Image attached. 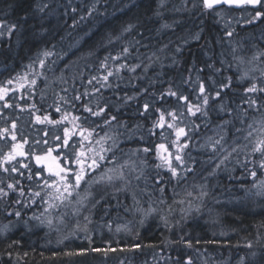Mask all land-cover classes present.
I'll list each match as a JSON object with an SVG mask.
<instances>
[{"label": "bare ground", "instance_id": "1", "mask_svg": "<svg viewBox=\"0 0 264 264\" xmlns=\"http://www.w3.org/2000/svg\"><path fill=\"white\" fill-rule=\"evenodd\" d=\"M45 1L46 3L43 0H32L31 5L34 11L38 13V20L41 24L44 26L51 24L54 27L53 38L49 35L47 40H44V37L32 34L25 39V46L14 47V51L13 45L17 42L18 37L13 35L17 32V25L20 24L16 20L17 16L20 15V8L11 5L8 6L6 11L2 8L3 11L0 10V23L4 24V30L8 31L9 25H16L15 30L12 32L13 35L12 33L8 35V32H6L3 34L5 37L0 38V87L9 89L4 99H0V188L8 193L7 196L0 197V225L5 220H9L16 227L8 235H0V238L16 235L14 241L29 248L25 254L32 250L33 255L36 256L37 254L38 257L51 254L67 260L68 264H98L101 260L103 262L104 260L121 258L122 260L138 259L142 262L154 259L161 261V264H186L187 260L191 258L192 264L200 263V260L203 259H208V264H224L230 255L231 246L235 249L239 247L238 241L234 240L236 236L243 232L244 226L238 223L236 226L241 227L229 232V224L238 221L240 217V215L235 217L237 206L244 207L247 199L261 196L251 193V190L255 189L254 185L263 176L259 171L257 174H260L261 177L258 178L257 176L253 180L248 174V170L253 167L251 164L247 168L236 165L226 169L222 166L220 179H224L226 182L216 183V186L213 185L212 189L217 196L216 198L206 195L205 202H195L197 212H192L189 207L188 213V204L180 201L177 206L166 207L167 211L170 210V213L164 214L165 209L162 205L166 200L163 197L157 200L155 196L150 198L148 204L141 205L139 209L128 210L125 215L119 206L115 208L113 217H105L100 211L94 210L93 215L95 218L93 220L103 229L104 233L100 237L93 232L91 239H86L82 235L77 237V233H75L77 228L71 223L61 224L58 228L54 227L48 230L37 227L35 223H37L36 220L39 214L44 211L45 203L43 200L33 198L31 195L34 192H39L40 186L36 185L38 181L48 180L46 178L48 171H44L48 165H51L53 170L57 165L76 170V155L83 150L86 156H91L92 153L89 152V148L98 149L100 145L96 144V140L101 137H111V139L106 140L105 147L112 146V140L116 141L117 147L114 148V151L116 150L115 152L119 158L116 161L117 165L127 161L124 171L125 175L131 180L127 188H130L129 186H132V184L141 183L143 169L148 165L152 170L156 168L158 174L169 171L167 167H157V165H162L160 157L169 153L172 157V165L177 168L180 175L185 174L184 169L191 168V165L184 161L186 165L182 170L179 169L177 166L179 162L174 157L177 154L183 156L185 148L177 153V147L183 145L186 140L199 141L200 144L205 146L204 139L201 137L203 129L229 123L228 110L230 105L228 99H224L220 104L215 103L212 107L202 106L196 92L199 87H193L195 89L191 93L188 92L187 95H183L176 90L174 86L178 85L182 88L185 83H188L187 80L181 79L167 84L168 90L162 99L155 98L156 95L154 96L153 99L160 101V105L152 118H149L148 111L145 110L148 116L147 118L144 115L143 119L145 121L140 119L137 122L136 119L134 124L130 125L128 119L132 115L136 117L138 115L137 111H134L123 118L121 122L105 124V120L101 117L92 116L86 112L85 107H91L93 111L98 110V108H105V113L107 111L118 113L127 104L137 101L139 96L144 94L150 87L149 90L153 89L158 80H152V76L151 79L144 78V80H141L142 84L136 82L128 84L120 72L124 71L134 75L144 70L158 71V68L161 67L156 66L157 63L154 61L157 54L156 50L164 46L166 42L161 37V33H175L176 37L179 36L177 31L185 34L184 29L190 28L191 23V20L187 19L188 17L191 18L193 14H195V19L199 21L205 15L207 16L206 11L210 13L215 20L214 23L217 26L219 25L222 31L223 43L230 44L234 42L238 33L234 31L240 27H236L231 32L232 35L229 36L227 30L217 21L220 12L226 11L225 14H228L234 9L227 6L212 10L205 9L202 0H154L155 4L151 2L145 4L147 1L144 2L143 0ZM191 4L192 6H198V9L199 6L204 9L198 12H194V9L185 10L184 7ZM7 5L8 1L0 0V7H6ZM134 7L137 12L135 11L133 18L139 16L138 19L142 21L144 32L142 29L137 28L138 24L135 22L129 21L128 23V20H119ZM248 7L252 8L251 6ZM154 9L157 12L156 16L154 15ZM239 11H244L246 13L245 18H250L255 10L253 8L247 10L245 7H241ZM166 19L175 20L176 24L173 27H170L171 25L167 26L164 31H161L160 23ZM248 24L245 20V24L241 26V32L235 40L237 45L232 53V59L236 68L231 73L227 71L225 74L220 73L219 78L214 82L212 81L215 83L214 85L211 82L203 81L200 84L203 83L205 89H210L216 98H220V95L227 97L232 92L231 90L235 89L232 85L242 86L244 88L243 93H248V98H246L244 104L240 102V105L245 106V112H247L246 110L251 112L252 116L250 115L248 118V121H250L253 116L264 119V92H246V89L252 83L264 88V61L261 60L256 63L247 58L248 45L253 44L258 39H252L250 36ZM129 25H132L131 30L125 31ZM178 26L179 28H177ZM175 27L178 30L173 29ZM251 28L255 27L252 25ZM201 35L202 31H199L197 41L201 38ZM259 40L262 39L259 38ZM124 48H128L127 54L123 53ZM171 48V46H166V50H164L167 51L169 56H171ZM172 49L175 50V48ZM45 51L50 52L51 55L43 56ZM10 52L13 54H9ZM217 53L218 50L212 49L209 44H203L204 56L213 54L208 58L213 60V63L219 67L220 58ZM117 56L120 58L115 59ZM6 58L9 60L8 64L4 63ZM41 59L44 60L43 68L39 65ZM32 61H35L36 65L33 66ZM104 64H107L106 68L103 66ZM121 65H124V67H121ZM137 65L139 66L136 67ZM76 66L78 80H75L71 75ZM91 67L92 69L87 72V69ZM132 67H135V71L130 70ZM166 67L172 68L171 65H165ZM41 69L43 71H40ZM175 70V68H172L171 74ZM108 72H112L113 75L105 81L104 76ZM94 76H97V79H94ZM253 77L255 79H252ZM40 78L46 79V82L39 85ZM49 78L53 79L55 85L50 86L51 92L47 93L45 88L47 89V82L50 81L51 83ZM9 80L12 81L11 84L7 83ZM33 80H35V84L32 83ZM227 81L230 86L223 87L227 84ZM75 82L79 83L78 86H73ZM55 88L62 90L60 94H53L52 90ZM217 91L220 93L218 97L216 96ZM164 92L165 89L160 91L158 96H163ZM169 92H175L176 96L168 95ZM77 96L80 97L79 100L75 99ZM181 96H186L187 101L179 99ZM249 101H254V104L250 106ZM40 102H43V104L41 105ZM210 103L214 102L210 100ZM150 105L153 107L154 103ZM189 105H200L206 115L201 113H197L195 116L191 115L187 111ZM57 108L60 111H57ZM215 108L223 112L214 110ZM171 112H175L178 119L173 121L169 115ZM161 113L165 116V126L163 128L157 124ZM36 117H40V121ZM73 117H80V119L74 121ZM54 121H59V123H54ZM13 124L16 125L15 128L12 127ZM52 124H55V127L50 132L49 138H46L48 135L47 129ZM168 124H173L174 127L169 128L167 127ZM194 125L199 127H194ZM178 127H184L187 132V136H182L179 140L175 135V128ZM5 129L8 131L4 132ZM65 129H68L70 133L66 147L62 143L65 139ZM81 129L95 130L93 136L89 138L91 144L88 141L81 142L82 138L79 135ZM45 131L47 134L44 136ZM145 131L148 133L147 136L144 134ZM12 135H15L16 140L12 139ZM57 137L60 139H57ZM139 140H142V144L140 147L141 152L138 153L142 154L146 161L143 162L144 164H142V161L141 163H130L129 155L137 152V148L125 149L123 147L124 145L136 146ZM18 144L22 147L16 149V151H22L25 155H17L11 162H3V157L13 151V145ZM161 144L165 146L168 153L159 148ZM144 148H148L149 151L147 153L143 152ZM196 148H194V151ZM49 149H52L51 157L38 164L35 157L46 156ZM107 155L111 157V153ZM134 155L136 154L134 153ZM235 156L237 154H233L230 159ZM84 159L87 163L86 157ZM24 165H27V167H24ZM109 166L112 167L113 165L110 164ZM13 167L17 171H12ZM5 168L8 171H5ZM242 171L240 177L236 178V175ZM138 174L140 175L139 180L135 179ZM41 175L45 177L42 178ZM23 181L30 184L25 185ZM169 182H173V180L170 179ZM115 183L117 187L122 185L120 181ZM245 183L249 188L246 191ZM9 184L16 186L15 189H8L7 185ZM105 186L97 185L96 187L100 189ZM110 187L112 188V186ZM127 188L126 190H128ZM21 189L24 195H20ZM235 190L239 191L240 194L245 192V203H243L242 196L236 197ZM95 191L97 192V189ZM109 191L113 194L114 200L120 204L121 199L118 195L120 191L116 192L114 188L108 190L107 193ZM240 200L242 201L239 202ZM33 201L35 202L33 203ZM13 205L14 207H12ZM149 208L150 210H147ZM254 209L259 211L258 207ZM247 211H252V207H248ZM17 212L20 213L19 216L15 214ZM212 214H214L217 226L219 222L220 225L222 223L219 214L226 219H232V222L230 221L226 225L228 232H225L226 229L221 230V226H218L219 232L215 233L216 235L212 234L202 240L193 241L199 234L203 236L209 234L207 230L203 229L209 227V225L198 222L194 217L201 216L204 220L210 222ZM243 215H245V212ZM27 222H30L31 226L34 227L22 226ZM89 223L91 229H93V224ZM148 224H150V229L146 231L147 227L145 226ZM79 225L82 226L81 223ZM121 228L123 230L120 231ZM252 229L255 228L252 227ZM31 240H33V243H29ZM189 241L192 247L187 246ZM249 244L252 247L249 248ZM136 245H139V247L135 248ZM109 246L117 250L109 252L107 255L103 252L92 251L95 248L105 249ZM246 248L247 252L253 255L257 252L259 245L254 246L251 241H248ZM88 251L92 253L87 255L89 258L87 260L85 253ZM81 252L83 254H80ZM61 253L63 255H57ZM67 253L75 254L68 255ZM19 258H21V255H19ZM10 259L14 260L15 258ZM164 259L168 262H164ZM245 259H247L246 255ZM201 264L205 263L202 262Z\"/></svg>", "mask_w": 264, "mask_h": 264}, {"label": "trees", "instance_id": "2", "mask_svg": "<svg viewBox=\"0 0 264 264\" xmlns=\"http://www.w3.org/2000/svg\"><path fill=\"white\" fill-rule=\"evenodd\" d=\"M8 1V5L5 7H0V10H7L8 6H18L20 8V15L17 16L16 20L20 22L19 25H17V32L13 36H17V42L13 45V51L14 47H22L25 46V39L28 38L30 35H40L44 37V40H47V37L50 35L53 38V30L54 27L49 24L48 26H44L39 22L38 13L34 11L33 6L31 5L32 0H4V2ZM146 3L151 2L153 4L154 0H143ZM158 6V5H157ZM2 8V9H1ZM185 10L189 11L191 10V5H188V7H184ZM158 9V8H156ZM156 9H154V15H157ZM203 7L198 6L196 9L194 8V12H198L203 10ZM2 10V11H3ZM135 11L137 12L136 8L134 7L126 16H122L119 18L120 21H127L135 22L138 24V29H142L144 32L143 24L140 19H138L139 16H136V18H133V15L135 14ZM207 13V16L205 15L202 17L199 21L195 19V14L191 18L188 17L187 20H191L190 28H185V34H182L181 31H177L178 37H176L175 33L171 34H162L161 37L164 38L165 42L164 46L160 47L156 50V58L154 59L156 66L159 65L161 68H158V71L156 72H150V71H142L141 73L137 72V74L131 75L130 73H126L124 71H121L122 77L125 79L126 83L132 84L134 82L141 83V80H144V78H149L152 80L157 79L158 83L154 86L153 89L147 90L144 94H141L137 101L129 103L120 110L118 113L114 111H107L104 113L103 116H100L103 120L105 118L110 116H115L116 120H113L111 123L114 122H121L123 118H125L128 114L137 111L138 115L131 116L130 119H128L129 124H134V121L137 119V122H139L140 119L144 120V115L148 118H152L155 115V112L157 111L158 106L160 105V101L153 99L155 98L162 99L166 93H167V84L170 82H173L174 80H181L185 79L188 81V83H185V85L180 88V86L176 85L174 86L176 90L183 94L187 95L188 92H192L193 87L199 86L200 82H211L213 83L215 80L219 78L220 73H224L227 71L228 73H231L236 66H234V62L232 59V53L236 48L235 40L238 37L239 32H241L240 28H238L234 32H238L236 34V39L234 42L227 44L223 43V37H222V31L219 28V25L217 26L214 23V18L211 17L210 13ZM237 13V12H234ZM111 15V14H109ZM115 17V16H114ZM166 17V16H165ZM166 19L164 22L160 23V30H165V25L168 27H173L174 24H176L175 20H168ZM49 22V19H48ZM141 25V26H140ZM252 25L250 26V31H252ZM179 28V26L177 27ZM173 29H176L173 28ZM168 29V30H173ZM178 30V29H176ZM199 31H202L201 38L197 41L198 33ZM253 32V33H252ZM250 33V36L252 39H255L258 36V33L255 31H252ZM222 37V38H221ZM258 42H261L259 44ZM209 44L212 49L218 50L219 54V60H220V66L217 67L213 60H210L208 57H211V54H208L207 56L203 54V44ZM166 46H171L172 52L171 56L167 53ZM213 46V47H212ZM249 51L247 58L250 59L252 62L258 63L259 61H264V40L255 41L253 44L248 45ZM179 49V51H177ZM261 51L263 53L261 54ZM12 52V51H11ZM9 54H13V53ZM11 58V57H10ZM9 60L5 59V64H8ZM165 65H171L172 68H175L176 70L171 74V67H166ZM174 66V67H173ZM77 66L74 68V71L71 73L73 78L75 80H78V72H76ZM92 69H87V72H89ZM221 71V72H219ZM194 80H192V79ZM94 79H97V76H94ZM213 81V82H212ZM229 84V82H226ZM78 82H75L73 86H78ZM142 84V83H141ZM235 89L231 90L232 92L228 94L227 97L221 96L220 98H216L215 94L212 91H208L205 95L208 97V107H212L215 103L220 104L224 101V99H228L229 101V110H228V120L229 123L226 125H220L213 128H207L203 129V137L205 146H209L211 142H214L216 139H219L220 135H224L225 139L222 142L223 144L228 143L231 145L232 142V131L235 127L239 126V123H241L244 119V114L242 113L244 108V104L246 102V98H248V93H243L244 88L240 85H232ZM218 87V86H217ZM165 89V92L163 96H158V93L160 91H163ZM208 90V89H207ZM209 93V94H208ZM197 100V99H196ZM210 100L214 103H210ZM198 101V100H197ZM154 103V106L152 107L150 104ZM149 105L147 108L148 116L145 113L144 105ZM210 109V108H208ZM214 110H219L218 108H215ZM220 112H223L222 110H219ZM224 114V113H223ZM145 121V120H144ZM241 121V122H240ZM191 131V130H190ZM189 131V132H190ZM145 136L148 135L145 131ZM76 137V136H75ZM211 137H215V140H211ZM236 138L234 139V143L236 146L238 145L237 142H235ZM242 140V139H241ZM187 141V140H186ZM184 142V144L186 143ZM245 142V139L242 140V143ZM138 145L129 147L127 145H124L123 148L129 149L136 147L137 150L140 149L142 140L137 141ZM194 141L188 140L187 141V147L185 148V152L183 153V160L188 162L191 166V171H193L194 168L198 169L202 167L204 171L213 173V164L207 159L210 156H203L200 153L194 151ZM108 147H111V145H108ZM191 148V149H190ZM116 151V150H115ZM114 151V152H115ZM129 152V151H126ZM141 152V149L140 151ZM134 153L137 155H134ZM133 155H129L130 163L137 162L142 164L145 163V159L142 157V154L138 152H134ZM112 155V153H111ZM116 161L119 160L116 152ZM144 162V163H143ZM195 163V165L193 164ZM219 171V170H218ZM217 172V171H216ZM215 172V173H216ZM187 173V172H186ZM185 174H182L179 180L175 177L171 176L170 171L161 172V174L157 173V169L154 168L153 170L148 166H146L143 169V175H142V181L140 184H132V186H129L130 188H127L126 191H120L118 193L121 201L120 204L116 202L113 198V194L108 190H111L112 188L108 185L105 187H101L99 189V192L95 191L96 199L98 196H100L101 192L103 191V199L99 204L96 205L97 212H101L103 216L105 217H113L115 208L118 206L121 207L123 214L128 210H133L134 205H137L140 203L141 205H146L149 203L150 198L153 196L157 197V200L162 198L166 200L167 204L169 203L170 199H173V206H177L180 201H186L188 199V193H191L193 195L194 188L192 185H190V177H187ZM243 173V171L236 175V178H239L240 175ZM259 173V171L257 172ZM189 174V172L187 173ZM221 173H217L216 175L209 176L205 175V178H201L200 181H206L209 178H212V180H209V182H206V186L208 187L207 193L208 197H214L215 195L212 187L213 185H216V183H222L225 180L220 179ZM259 174H257L258 176ZM256 176V177H257ZM191 177H193L191 175ZM172 179L173 182H169V180ZM146 180V181H145ZM159 181V182H158ZM26 184H30L27 181H23ZM226 182V181H225ZM153 186V189H152ZM151 187V189H150ZM163 187L164 191L161 193L159 191V188ZM104 188V190H102ZM249 189L247 187V184L245 183V191ZM206 190V189H205ZM236 197H243V203H245V192L244 194H240L239 191L235 190ZM196 193V192H195ZM36 198V197H35ZM236 199V198H234ZM156 200V201H157ZM126 201V202H125ZM165 202V203H166ZM176 203V204H175ZM8 204V203H7ZM246 206H237L235 217H239L238 221L232 222V219H226L221 214L220 221L222 222L221 225L218 223V226H221V230L223 231L226 229L225 232H228L226 225L229 224L231 221L232 224L230 225L229 232H232L233 230L239 229L242 225L243 232H241L238 236H236V239L234 241H238L239 247L238 248H230V255L224 264H264V195H261L258 198H252L247 199V202L245 203ZM215 206H218L216 204H213ZM209 206V205H208ZM14 207V205L12 206ZM248 207H252V211H247ZM259 211H255L254 208H257ZM245 212V215L243 213ZM198 222H203L204 224H208L209 227H204L203 229L207 230L209 234L206 236L198 235L193 241L195 240H202L204 238L209 237L210 235H216L215 233L219 232L218 226L216 225L217 222H215L214 214L211 216L210 222H207L204 220L201 216L194 217ZM234 220V218H233ZM3 221V220H2ZM9 220H5L2 222L1 226H4L7 224ZM241 224V226H236V224ZM146 231L150 229V224H148ZM254 227L255 229H252ZM242 231V230H241ZM16 235H13L11 237H2L0 238V264H68L67 260L61 259L59 257H55L51 254H46L44 257H38L34 256L33 250L29 251L27 254L25 252L29 250V248H26L25 245L19 244L17 241H14V237ZM14 241V242H13ZM33 240H31L29 243H33ZM251 241L252 244L259 245V248L257 249V252L251 255V253L247 252V242ZM28 243V244H29ZM195 243V242H194ZM182 252V251H181ZM246 252V254H245ZM92 253L91 251L85 253V257L88 258V254ZM19 255H21V258H19ZM57 255H63L57 254ZM245 255L247 256V259H245ZM38 257V258H37ZM84 257V258H85ZM10 258H15L14 260H11ZM102 260L98 263L100 264ZM194 264H200L198 262Z\"/></svg>", "mask_w": 264, "mask_h": 264}, {"label": "snow or ice", "instance_id": "3", "mask_svg": "<svg viewBox=\"0 0 264 264\" xmlns=\"http://www.w3.org/2000/svg\"><path fill=\"white\" fill-rule=\"evenodd\" d=\"M203 7L205 9H215L219 5L223 6H235V7H246V6H251L255 11L254 15L251 16V18L247 21V23L251 24L253 21H258L264 18V0H202ZM195 7V5H193ZM91 15V13H89ZM167 27V25H165ZM4 24L0 23V28H3ZM16 25H9L8 26V34L11 35V33L15 30ZM132 28V25H129L128 28L125 29V31H130ZM0 35H3L2 32H0ZM227 35L231 36L232 33L228 32ZM198 38V37H197ZM179 51V49H177ZM123 53L127 54L128 53V48L123 49ZM51 53L48 51H45L43 53V56L47 57L50 56ZM120 57L117 56L115 59H119ZM107 59V58H106ZM39 65L41 68L44 66V60L41 59L39 60ZM105 68L107 67V64L103 65ZM137 65L136 67H138ZM121 67H124V65H121ZM131 71H135V67H132L130 69ZM113 75L112 72H108L106 76H104V80L107 81L108 77ZM243 78V77H242ZM8 84H11L12 81L9 80L7 82ZM33 84H35V80L32 81ZM91 83V81H89ZM229 84L223 85V87H229ZM9 91V89L0 87V99H4L5 94ZM199 91L201 94L205 92V87L204 84L201 83L199 85ZM246 92L249 93H256V92H264V88L258 87L257 84L252 83L247 89ZM168 95L171 96H176L175 92H169ZM220 95L219 91L216 92V96L218 97ZM63 99V98H62ZM75 99L79 100L80 97L77 96ZM179 99L187 101L186 96H181ZM203 105L208 104V97L204 96ZM250 106L254 104V101H249ZM148 105H144V109L147 110ZM195 109V110H194ZM57 111H60L59 108L56 109ZM85 111L90 113L92 116L100 117L103 116L106 109L105 108H98V110L93 111L91 107H85ZM187 111L191 113V115L195 116L197 113H201L202 115H206V112L202 111V108L200 105H189L187 107ZM169 115L172 117V120L175 121L178 119L176 116L175 112L169 113ZM38 121H40V117H36ZM80 117H73V120H79ZM113 120H116L115 116H110L105 118V124H111ZM54 123H59V121H54ZM158 126L163 128L165 126V116L163 113L160 114V119L157 122ZM13 128L16 127L15 124L12 125ZM167 127L173 128V124H168ZM194 127H199L198 125H194ZM251 127V125L249 126ZM262 127H264V122H262ZM8 130L5 129L4 132H7ZM93 130L89 129H81L79 135L82 138V143L83 141H88L89 144H91V140L89 139L90 137L93 136L94 133ZM87 133V135H85ZM175 135L177 139L179 140L180 137L182 136H187V132L184 127H178L175 128ZM64 136L65 139L63 140V146L68 145L69 141V130L65 129L64 131ZM248 136H252V132L248 133ZM12 139L16 140L15 135H12ZM57 139H60L57 137ZM111 139V137H101L100 139L96 140V144L100 145L98 149L95 148H89V152L92 153L91 156H86V153L81 150L75 157V164L77 165V169L73 170L70 167H61L60 165H57L55 170H53L51 165H48L47 171L48 173L54 177L53 181L49 183L47 179L44 180V186L49 189H53L57 195L54 197L56 201L59 202V204H64L66 201L71 203V198L75 195L77 197L76 203L77 204H83L84 201L89 200L91 197V203H92V208H95L97 204L101 202V200L104 198L103 193L100 194V199H96V194L93 193L92 188L94 185H108L112 186L116 192L119 191H126L127 185L131 183V180L125 175V167L127 166V161L123 164H116V156L114 152V148L117 147L116 141L112 140V146L111 147H105V142L106 140ZM225 137L224 135H220L219 139H216L211 147L212 150L215 152L217 148L224 153L222 159L219 160V162L215 165L216 169L221 168V166H225L226 161H229L230 158L232 157L233 153H237L239 155V147H233L231 151H228V149L223 147V141ZM26 143V141H25ZM188 145L187 143L183 145H179L177 147V153L181 152L184 148H186ZM22 147L21 145H13V151L9 152L5 157H3V162H11L16 158L17 155L23 156L25 155L24 152L22 151H16V149ZM160 149H164L165 152H167V149H165V146L163 144L159 145ZM140 150L138 149L137 152ZM143 152L147 153L149 151L148 148H144L142 150ZM51 152L52 149H49L47 152L46 156H36L35 160L39 164L42 161H46L49 157H51ZM112 153L111 157H109L107 154ZM251 154L255 156L256 154H259V159H249L247 156L241 161L237 159L238 165H240L243 168H247L249 164H251L253 167L252 169L248 170V174L255 180L257 176V172L260 171L262 175H264V136H261L260 138L256 139L252 145L251 148ZM86 157V160L84 159ZM160 159L162 160V165H157V167H167V169L170 171L171 176L175 177L177 179L182 178L180 175V172L177 171V168L172 165V157L171 154L169 153L168 155L161 156ZM174 159L180 163V165L184 164V160L181 155L177 154ZM108 164H112V167H108ZM24 167H27V165H24ZM12 171H17L15 167L11 169ZM191 168H186L184 169V172L191 171ZM5 171H8L7 168H5ZM96 172V176H92V173ZM215 170L213 173L210 175H214ZM135 179L139 180L140 175L138 174ZM116 181L122 182V185L120 187L116 186ZM159 182V181H158ZM83 185V189H82ZM16 186L9 184L7 185L8 189L14 190ZM254 187H256L257 192L255 193L256 195H264V180H261L258 184H255ZM159 191L163 193L164 188L161 187L159 188ZM8 193L4 191V189L0 188V197L2 196H7ZM20 195H24L23 190L21 189ZM33 196L35 197H40V192H34L32 193ZM188 195H191V193H188ZM201 195H207L206 192L202 191ZM50 199H52L51 194H49ZM35 201H33L34 203ZM58 205L55 203H49L48 208L49 209H54L57 208ZM79 211V209H77ZM17 216L20 215L19 212L15 213ZM38 219V218H37ZM88 217H85V220H88ZM90 222V221H89ZM49 224H51V220L48 221ZM110 228V226H109ZM85 231L87 230L86 228L84 229ZM199 243V241H198ZM188 247H192L191 242H188ZM135 248H138L139 245L134 246ZM248 247H252L251 244L248 245ZM117 249L111 248L110 246L105 249H100V248H95L92 249L94 252H103L105 255H107L109 252H115ZM68 255H73L75 253H67ZM80 254H83L81 252ZM186 264H192L191 258H189L186 262Z\"/></svg>", "mask_w": 264, "mask_h": 264}, {"label": "rangeland", "instance_id": "4", "mask_svg": "<svg viewBox=\"0 0 264 264\" xmlns=\"http://www.w3.org/2000/svg\"><path fill=\"white\" fill-rule=\"evenodd\" d=\"M43 2L46 3L45 0H43ZM196 7L197 6H195V9H196ZM191 8L194 9V6H192V4H191ZM225 13H226V11L220 12V14L217 17V21L221 24V26L224 27L225 30H227V32H232L236 27L243 26L245 24V20L248 21L250 19L248 17L245 18L246 17V13L244 11H241L238 14H235L233 12H229L228 14H225ZM0 32H2L4 34V33L8 32V31L4 30L3 28H0ZM3 37H5V36L0 35V38H3ZM32 62H33V66L36 65L35 61H32ZM40 71H43V69H41ZM49 79L51 80V83H50V81H49V83L47 82V86H46L47 89L45 88L47 93L51 92L50 91V86L55 85L53 79H51V78H49ZM252 79H255V78L253 77ZM45 82H46V79L40 78L39 85L43 84ZM212 84L214 85L215 83H212ZM197 87H199V86H197ZM52 91H53V94L55 95V93L56 94H60V92L62 90H59V88H57V89L55 88ZM208 91H210V89H208V90L205 89V92L203 94H201L199 90L196 91L197 92V96L199 97V100H200L201 103L203 101V97L205 95H207L206 93ZM40 103H41V105L43 104V102H40ZM202 106H206V105H203V103H202ZM242 110L245 112L244 108H242ZM246 111L247 112L244 113L245 120H243L242 122L240 121L242 126H243V128H242L241 124L239 123V126L235 127L233 129V131H232V142H231V145L228 144V143L223 144L224 148L228 149V151H231L233 147H237L235 145V143H234V139L236 138L235 142H237L238 145H240L238 147H241L240 148L241 150L239 151V155L237 153H233V154H237V156H235V157H233V159H230L229 161L225 162L226 167L225 166H223V167L226 168V169H230V168L238 165L237 159L243 160L245 158V156H247L249 159H257V160L259 159V154H256L255 156H253L251 154V148H252V145H253V143H254V141L256 139L260 138L261 136H264V127H262V122H264V119L261 118V117H254L253 116L250 119V121H248V118L250 117L251 112H249L248 110H246ZM37 114L39 115L40 113H37ZM27 125H28V123H27ZM245 125H247V126H245ZM250 125H251V127H249ZM19 126H20V124H19ZM54 127H55V124H52V125L49 126V128L47 129L48 135L46 136V138H49V134L54 129ZM248 130H249V132H252V136L251 137L248 136V133H249ZM47 132L45 131V133L43 135L45 136L47 134ZM215 139H216L215 137H211V140H215ZM241 139L242 140L245 139V142L242 143ZM212 143L213 142H211L209 144V146H203L202 144H200L199 141H194L193 145H194V147H197L195 149V152H198V153H200L203 156H210L207 159V161H209V162H211L213 164V169L215 170V172L217 171L214 174V175H216L217 173H221L222 170H220V169H222V166H221V168L216 169L215 165L219 162L220 159H222L224 153H222L219 150V148H217V150L214 152L212 150V147H211ZM193 164L195 165L194 162H193ZM109 165L110 164H108L107 166L110 167ZM185 165H186V162H184L183 165H180V163L177 164V166L181 170H182V168ZM21 168H22V166L20 167V170H21ZM218 170H220V171H218ZM223 172H224V170H223ZM210 174H211L210 172L204 171V169L202 167H200L198 169L194 168L193 171H190L189 174H186L187 177L191 178L189 184L193 186L194 191L196 192V193L194 192L193 195L192 194L188 195V199L186 201H184V202H186L188 204V210H187L188 213H189V207L192 210V212H194V211L197 212L196 203L195 202H202V201L205 202V196L206 195L202 196L201 192L202 191H204V192L207 191L208 187L206 186V182L207 181L209 182V180H212V178H209L206 181H200V179L201 178H205V175H209L210 177L213 176V175H210ZM96 175H97L96 172L92 173V176H96ZM191 175L193 177H191ZM41 177L44 178L45 176L41 175ZM260 177H261V175L259 174L258 178H260ZM46 178H48L49 183H51L53 181V179H54V177H52L49 173L46 176ZM27 179L30 180L29 178H27ZM261 180H264V175L262 176V179L259 180V182ZM34 184H36V183H34ZM36 185L40 186V188H39L40 189L39 190L40 197H36V198H38L39 200H43V202L45 203L44 211L41 214H39V217L36 220L37 223H35V225L37 227H40V228H42L44 230H46V229L48 230V229L54 228V227L58 228V226L60 227L61 224L63 225V224L71 223V224H73L74 227L77 228V231H75V233H77V237L82 235V237L85 236L86 239H91V237L93 236V232L97 233L98 236L101 237V234L104 233V232H103V229L96 222H94V220H93V218H95L94 215H93L94 214L93 212H94V210L95 211H97V210H96V207L92 208V203H91V199L92 198L91 197L89 198V200L84 201L83 204H77L76 203L77 197H75V195H74L71 198V203L66 201L64 204H59V202L54 199V197L57 195V193H55V191L53 189L46 188L44 186V180H42L41 182L38 181V184H36ZM96 186L97 185L93 186V188H92L93 192L96 189H97V192H99V188H97ZM82 189H83V185H82ZM102 190H104V188ZM100 192L104 193L103 191H100ZM256 192H257L256 187H255V189L251 190V193H256ZM49 194H51L52 199H50ZM31 196L33 198H35V196H33V195H31ZM98 198H100V196H98ZM242 200H240L239 202H241ZM173 201H174L173 199H170L168 204L166 202V203H164L162 205L163 209H165L163 211L164 214L170 213V210L168 209L169 211H167L166 207L173 206L174 205ZM245 201H246V199H245ZM49 203H55V204L58 205V207L54 208V209H49L48 208V204ZM133 208L134 209H139L140 208V203L137 204V205H134ZM77 209H79V211H77ZM147 210H150V208L147 209ZM147 212H149V211H147ZM85 217H88L89 219L85 220ZM49 220H51V224L48 223ZM89 221L93 224V226H94V227H92L93 229H91V225H90ZM82 222H83V224H82ZM79 223H81L82 226H80ZM22 226L27 227V228L34 227V226H31L30 222L29 223L28 222L24 223ZM0 227H1L0 235L1 236H3V235L5 236V235H8L10 232H12V230L16 226H15L14 223L12 224L11 222H8L4 226L0 225ZM85 228L87 229L86 231L84 230ZM121 230H123V229L121 228L120 231ZM55 233H56V231H55ZM163 261L166 262V263L168 262V260L166 261L165 259ZM202 262L205 263V264H208L209 260L208 259L200 260V264ZM100 264H161V261H157V260L151 259V260H149L147 262L146 261L142 262V261H140L138 259L122 260V258H121V259H110L109 261H105L104 260ZM162 264H164V263H162Z\"/></svg>", "mask_w": 264, "mask_h": 264}, {"label": "flooded vegetation", "instance_id": "5", "mask_svg": "<svg viewBox=\"0 0 264 264\" xmlns=\"http://www.w3.org/2000/svg\"><path fill=\"white\" fill-rule=\"evenodd\" d=\"M245 9L247 10H251L250 7L246 6ZM254 15V13L252 14ZM251 18V17H250ZM255 28H252V31H255L258 33V36L256 37V39L261 38L262 40H264V18H262L261 20L256 21V23L253 25ZM250 28V26H249ZM248 28V29H249ZM249 29V34L252 32ZM253 33V32H252ZM259 44H261V42H258ZM263 53V51H261V54ZM45 172H47V168H45L44 170Z\"/></svg>", "mask_w": 264, "mask_h": 264}, {"label": "water", "instance_id": "6", "mask_svg": "<svg viewBox=\"0 0 264 264\" xmlns=\"http://www.w3.org/2000/svg\"><path fill=\"white\" fill-rule=\"evenodd\" d=\"M217 7H225V6H223V5H219V6H217ZM216 7V8H217ZM227 7H229V6H227ZM230 8H232V9H234V10H239L241 7H235V6H232V7H230Z\"/></svg>", "mask_w": 264, "mask_h": 264}]
</instances>
